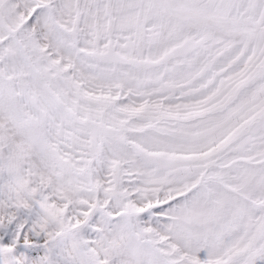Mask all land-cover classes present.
Here are the masks:
<instances>
[{"label":"snow or ice","instance_id":"1","mask_svg":"<svg viewBox=\"0 0 264 264\" xmlns=\"http://www.w3.org/2000/svg\"><path fill=\"white\" fill-rule=\"evenodd\" d=\"M0 264H264V0H0Z\"/></svg>","mask_w":264,"mask_h":264}]
</instances>
